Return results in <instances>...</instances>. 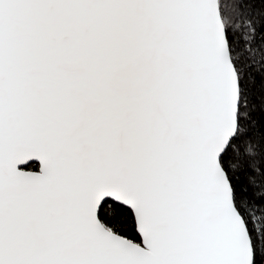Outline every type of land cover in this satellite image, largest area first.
Returning <instances> with one entry per match:
<instances>
[{"label": "snow or ice", "instance_id": "obj_1", "mask_svg": "<svg viewBox=\"0 0 264 264\" xmlns=\"http://www.w3.org/2000/svg\"><path fill=\"white\" fill-rule=\"evenodd\" d=\"M0 264H264V0H0Z\"/></svg>", "mask_w": 264, "mask_h": 264}, {"label": "water", "instance_id": "obj_2", "mask_svg": "<svg viewBox=\"0 0 264 264\" xmlns=\"http://www.w3.org/2000/svg\"><path fill=\"white\" fill-rule=\"evenodd\" d=\"M38 163V162H37Z\"/></svg>", "mask_w": 264, "mask_h": 264}]
</instances>
